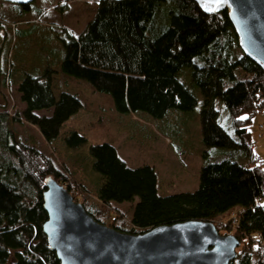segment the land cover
Wrapping results in <instances>:
<instances>
[{"label": "trees", "instance_id": "16d2710c", "mask_svg": "<svg viewBox=\"0 0 264 264\" xmlns=\"http://www.w3.org/2000/svg\"><path fill=\"white\" fill-rule=\"evenodd\" d=\"M96 4L79 34L51 28L60 42V72L108 94L120 113L144 111L162 119L170 110L190 111L197 105V95L179 77L189 67L202 97L201 141L228 150L213 161L203 151L195 190L159 195L153 166L129 167L113 145L91 143L92 168L100 174L94 194L99 206L82 203L86 212L128 233L199 220L213 222L226 234L233 227L228 218L232 215L241 247L229 264H252L255 257L264 264V168L250 146L249 130L253 118L264 113V71L240 49L227 10L206 13L194 0H97ZM17 7L20 13L32 9L30 4ZM6 56L0 55V78L11 80L8 71L13 62ZM52 74L47 65L40 74L21 71L16 83L25 104L23 120L36 126L47 143L58 138L63 123L82 106L72 92L54 94ZM217 99L230 116L233 134L218 121ZM40 110L51 112L39 115ZM7 120V113H0V264H60L42 229L47 219L44 181L50 176L69 192L71 185L53 158L45 159L11 140ZM63 141L74 148L87 138L72 130ZM241 155L244 164L236 160ZM135 198L130 217L124 220L126 213L112 204Z\"/></svg>", "mask_w": 264, "mask_h": 264}, {"label": "rangeland", "instance_id": "374dc122", "mask_svg": "<svg viewBox=\"0 0 264 264\" xmlns=\"http://www.w3.org/2000/svg\"><path fill=\"white\" fill-rule=\"evenodd\" d=\"M96 1L33 0L30 2V12L20 13L17 4L0 0V55L6 54L7 60L13 62L8 71L12 79L0 78V113L8 115L7 127L11 140L35 149L45 159L53 158L57 169L65 175L66 183L71 185L70 194L73 200L81 204L92 203L99 206L94 194L100 183V174L92 168L89 154L91 143L107 142L113 145L119 157L129 167L144 164L153 166L157 172L159 195L195 190L198 186L203 151L206 150L213 161L224 156L228 149L220 146L207 147L201 141L199 113L202 97L191 79L189 67L184 68L179 77L197 95V105L190 111L170 110L162 119L153 118L144 111L120 113L115 110L108 94L97 92L87 82L60 72L57 60L60 42L52 29L60 32L66 28L74 35L79 34L93 17ZM64 5V10L57 8ZM37 10L45 12L39 15ZM23 30L26 31L22 32ZM46 65L53 71L54 94L58 95L62 90L72 92L82 104L63 123L58 138L52 143L44 140L36 126L23 120L25 104L20 100L16 84L21 71L40 74ZM215 106L219 112V123L233 134L230 116L222 102L217 99ZM50 112L51 110H40L36 113L48 115ZM72 130L84 135L87 142L78 147H68L63 137ZM249 130L257 163L261 161L264 168V113L253 118ZM236 160L240 164L245 163L242 155ZM136 201L137 198L131 203L112 205L119 208L120 212H125L126 216L123 218L128 220L130 208ZM111 210L113 213L116 211L115 208ZM228 218L232 219L230 221L233 229L226 234L222 230L217 231L221 235L234 236L233 216L229 215ZM108 222L109 220H105L103 224L109 226ZM255 245L259 246L261 243L255 241ZM255 245L252 254L256 250ZM262 245L264 246L263 243ZM240 247L239 243L235 249L236 254ZM252 264H258L257 257L252 258Z\"/></svg>", "mask_w": 264, "mask_h": 264}, {"label": "water", "instance_id": "95a60500", "mask_svg": "<svg viewBox=\"0 0 264 264\" xmlns=\"http://www.w3.org/2000/svg\"><path fill=\"white\" fill-rule=\"evenodd\" d=\"M19 5L33 0H1ZM206 13L226 9L243 53L264 71V0H194ZM42 225L60 264H229L239 240L211 221L189 220L128 233L93 218L54 178L44 181Z\"/></svg>", "mask_w": 264, "mask_h": 264}, {"label": "built area", "instance_id": "2783aa9c", "mask_svg": "<svg viewBox=\"0 0 264 264\" xmlns=\"http://www.w3.org/2000/svg\"><path fill=\"white\" fill-rule=\"evenodd\" d=\"M251 146V145H250Z\"/></svg>", "mask_w": 264, "mask_h": 264}]
</instances>
